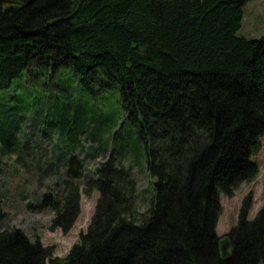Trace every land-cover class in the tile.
Returning <instances> with one entry per match:
<instances>
[{
    "label": "trees",
    "instance_id": "1",
    "mask_svg": "<svg viewBox=\"0 0 264 264\" xmlns=\"http://www.w3.org/2000/svg\"><path fill=\"white\" fill-rule=\"evenodd\" d=\"M246 1L0 0V90L32 72L52 78L62 70L89 94L118 90L142 143L131 144L84 93L62 90L51 106L0 104L2 155L22 150L15 133L26 109L60 124L64 171L26 205L49 209L50 229L67 232L81 194L99 193L86 231L64 257L4 226L0 264H264V206L248 218L251 190L227 233V258L215 230L219 193L255 179L250 157L264 134V35L237 34ZM112 126L111 152L86 169L73 152L81 132L99 141L87 153L94 157L105 153L103 133ZM141 158L152 181L144 208L131 173ZM5 214L0 205V219Z\"/></svg>",
    "mask_w": 264,
    "mask_h": 264
},
{
    "label": "rangeland",
    "instance_id": "2",
    "mask_svg": "<svg viewBox=\"0 0 264 264\" xmlns=\"http://www.w3.org/2000/svg\"><path fill=\"white\" fill-rule=\"evenodd\" d=\"M237 34L248 38H259L264 35V0L245 2L241 26ZM62 90L64 95L69 91L77 95L84 93L89 104L96 102L99 113L105 111V115L110 116L123 137H127L135 146L142 145L137 128L125 119L118 90L89 94L78 85L71 73L64 70L52 78L49 75H37L32 72V75L27 77L14 79L9 88L0 90V104L18 102L27 106L35 102H45L51 106L53 100L61 96ZM21 116L23 118L15 134L18 135V139L24 141L22 150L19 153L14 151L5 155L0 154V192L3 193L0 205L6 213L0 219V227H19L30 237L37 236L43 245L51 246L54 249V256L64 257L78 240L80 233L86 231L99 193L92 191L90 194H81L79 214L67 232L59 228L54 230L49 228L52 217L49 209L27 207V203L32 200L35 203L41 200L47 182L54 181L62 175L66 156L58 122L54 126L46 125L42 122L43 119H47L44 114L39 115L38 110L32 108L26 109ZM114 130L115 126H112L103 133L102 138L107 141L106 151L103 154L98 150L94 157L87 153L89 147H96L99 141L89 137L88 128L81 132L82 144L76 145L73 152L78 156H84L86 169L94 168L111 152V143H113L111 133ZM260 141L258 150L250 157L258 167L255 179L241 184L232 195L222 191L219 193L221 211L215 230L220 238L227 235L231 226L236 223L242 200L250 190L253 193V201L248 218L253 219L258 210L264 206V134ZM55 155H58V158H55ZM131 173L138 184L140 206L144 208L148 205L151 196L149 190L152 182L147 174L144 158H141L139 164L131 167ZM40 176L41 183L38 184L36 178Z\"/></svg>",
    "mask_w": 264,
    "mask_h": 264
},
{
    "label": "water",
    "instance_id": "3",
    "mask_svg": "<svg viewBox=\"0 0 264 264\" xmlns=\"http://www.w3.org/2000/svg\"><path fill=\"white\" fill-rule=\"evenodd\" d=\"M4 2H8V3H29L33 0H2ZM218 244H219V251H220V254H221V257L222 258H227L230 256V246H231V243H230V237L229 235H225L223 238H220L219 241H218Z\"/></svg>",
    "mask_w": 264,
    "mask_h": 264
}]
</instances>
